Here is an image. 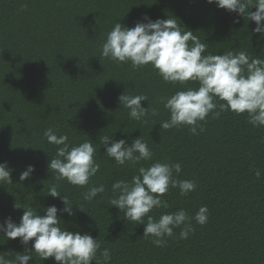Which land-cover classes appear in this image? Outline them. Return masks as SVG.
<instances>
[{"label":"trees","instance_id":"obj_1","mask_svg":"<svg viewBox=\"0 0 264 264\" xmlns=\"http://www.w3.org/2000/svg\"><path fill=\"white\" fill-rule=\"evenodd\" d=\"M172 16L183 31L191 30L207 45L202 55L243 50L264 59V40L253 34L255 22L207 0H0V163L12 170V183H0V223L11 217L19 224L24 209H14L15 203L41 216L49 206L62 209L65 194L74 215L58 212L60 226L98 239L101 250H111L110 264H264V127L249 124L247 113L227 111L218 119L210 113L196 135L188 126L163 130L159 124L170 113L161 99L198 84L167 83L150 65L133 69L130 62L101 56V45L117 22L134 27L146 23L145 17ZM124 93L147 96L141 105L149 106L148 116L130 119L118 101ZM151 109L158 114L153 116ZM49 128L67 135L70 146L91 140L100 165L86 186L60 182L61 198L49 196L56 181L48 164L57 149L44 136ZM104 135L128 144L142 136L152 160L117 166L104 154ZM154 162L180 163L181 172L174 177L192 180L197 187L186 196L170 188L162 197L169 207L154 208L148 215L158 220L183 209L192 217L200 207L208 209L205 225L193 220L195 231L183 240L180 229H174L163 247L143 237V224L126 220L108 203L115 181H130L140 166ZM29 165L35 171L20 181ZM256 169L262 172L259 179ZM101 184L104 193L84 200L89 187ZM33 242L24 246L19 238L0 235V253L23 254ZM29 264L57 262L33 254Z\"/></svg>","mask_w":264,"mask_h":264},{"label":"clouds","instance_id":"obj_2","mask_svg":"<svg viewBox=\"0 0 264 264\" xmlns=\"http://www.w3.org/2000/svg\"><path fill=\"white\" fill-rule=\"evenodd\" d=\"M207 3H214L219 9L237 13L255 22L253 34H259L260 40H264V0H207ZM249 6L251 9L255 7L256 11H249ZM145 19L146 23L137 22L134 27L117 22L101 45V56L117 63L130 62L133 69L150 65L167 83L198 84V87L179 90L161 99L164 108L170 113V118L159 124L161 129L188 126L189 131L196 135L197 129L203 131L200 122L206 121L210 113L214 119H218L221 113L227 111L236 115L247 113L249 124L264 127V59L252 57L243 50L202 55L207 45L191 30L183 31L175 17L155 21L147 17ZM238 22L234 20V23ZM118 101L120 107L128 110L132 120L141 121L149 114V106L145 108L141 105L142 101H148L145 95L124 93L118 97ZM151 114L155 116L158 113L151 109ZM44 136L49 144L57 146L55 158H51L48 164L56 181L49 186V196L61 198L58 187L62 181L79 187L88 185L100 169L94 159L96 148L92 141L70 146L68 136H58L52 128L47 129ZM100 144L105 147L104 154L117 166L128 163L135 167L141 161H150L153 157L142 136L128 144L124 139L114 141L104 135L100 137ZM11 171L6 162L0 163V183H12ZM34 171L33 165L27 166L20 174V181L29 179ZM137 171L138 174L130 181L117 180L111 185L113 198L108 203L110 207L114 206L123 212L126 220L143 224V237H152L154 246L163 247L166 238L173 237L174 229L177 228L180 229L181 240L188 238L195 231L193 220L201 226L207 223L206 206L200 207L192 217L183 209L164 213L158 220L148 215L154 208L169 207L162 197L170 188H178L181 196L196 189L194 181L174 177V172L177 175L181 172L180 163L154 162L148 167L140 166ZM255 176L261 178L260 169L255 170ZM104 192L103 184L92 185L84 193V200L92 201ZM61 203L64 205L62 209L55 205L49 206L44 209L43 216L32 207L25 208L15 203L14 209H24L19 224L8 217L0 223V235L8 240L19 238L24 246L30 241L34 242L31 249L23 254L0 253V264H29L33 254L41 261L54 258L57 264H92L93 261L95 264H110L111 250H101L98 239L87 233L67 231L60 226L58 212L74 215V205L67 195L63 194Z\"/></svg>","mask_w":264,"mask_h":264}]
</instances>
